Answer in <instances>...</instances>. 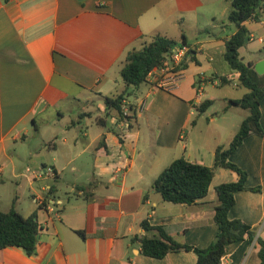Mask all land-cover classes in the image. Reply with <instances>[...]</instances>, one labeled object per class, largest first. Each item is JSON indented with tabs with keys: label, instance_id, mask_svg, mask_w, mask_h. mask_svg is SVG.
<instances>
[{
	"label": "crops",
	"instance_id": "1",
	"mask_svg": "<svg viewBox=\"0 0 264 264\" xmlns=\"http://www.w3.org/2000/svg\"><path fill=\"white\" fill-rule=\"evenodd\" d=\"M231 4L0 0V209L15 206L40 224L36 253L6 248L0 250V264H196L190 251L163 259L142 255V238L158 233L146 232L141 223L162 226L179 243L199 248L208 247L219 232L218 197L211 189L219 185V174L238 181L236 172L219 168L208 196L192 206L164 201L153 183L179 149L192 163H215L219 145L207 151L206 143H193L190 130L204 85L243 88L240 74L224 59L226 40L237 31L228 21ZM246 26L249 49L264 35L263 12ZM155 35L179 43L185 36L196 60L182 70L173 91L151 78L126 87L121 76L126 55ZM249 51L246 63L264 60L262 43ZM124 92L133 117L128 123L104 104V97ZM228 99L229 104L238 100ZM261 113L264 130V98ZM56 122L61 131L52 133L47 125ZM237 132L234 128L230 143ZM187 137L190 148L182 145ZM230 161L248 173V188L262 190H239L229 218L243 220L264 239V136L251 133ZM34 196L56 201V210L40 207ZM258 250L256 242L238 240L220 264H260Z\"/></svg>",
	"mask_w": 264,
	"mask_h": 264
},
{
	"label": "trees",
	"instance_id": "2",
	"mask_svg": "<svg viewBox=\"0 0 264 264\" xmlns=\"http://www.w3.org/2000/svg\"><path fill=\"white\" fill-rule=\"evenodd\" d=\"M264 0H232L228 21L237 27L234 35L226 40L224 59L230 69L238 72L239 85L249 91L240 100L230 101L231 105L240 106L248 110L249 115L243 120L238 132L231 143L219 146L215 152L213 166L200 163H192L185 157L172 161L153 183L154 190L159 193L163 200L173 204L193 205L199 200L206 198L210 191L211 183L219 168L232 170L239 175L236 182H225L215 187L218 203L214 208V222L219 232L214 240L206 248H199L176 241L162 226H153L148 220L141 223L146 232L157 231V236H145L142 238L141 252L152 258L163 259L170 253L180 251L194 252L198 259L196 264H220L230 244L249 239L250 243L256 242L259 250L260 264H264V239L257 237L252 227L241 219H230L229 211L236 203L235 195L243 190L260 192L262 187L248 188V173L241 167L230 161V156L242 145L251 133L264 136L261 126V102L264 98V74H258L253 68L252 62L246 63L240 55V49L244 47L250 31L246 23L258 22L262 17ZM177 46L189 47L190 51L184 60L176 67V70H184L189 63L195 61V50L187 43V38L182 37L179 43L165 36L155 35L146 41L140 49H134L126 55L121 76L126 87H138L148 80L149 75L156 69H161L165 62L170 60L173 49ZM223 83H228L222 79ZM128 92L116 97H104L107 110H112L121 120L127 123L132 116L124 114V101ZM213 104L207 99L203 101L197 110L204 113ZM196 120L192 121V125ZM40 235V224L36 216L24 217L15 206L9 211L0 209V250L18 247L22 248L26 255L31 256L37 251Z\"/></svg>",
	"mask_w": 264,
	"mask_h": 264
},
{
	"label": "rangeland",
	"instance_id": "3",
	"mask_svg": "<svg viewBox=\"0 0 264 264\" xmlns=\"http://www.w3.org/2000/svg\"><path fill=\"white\" fill-rule=\"evenodd\" d=\"M264 18V12H263ZM260 45V42H252L249 45L242 49V54L244 61L247 62L250 59L251 53L249 50ZM124 85L122 84V87ZM247 88H236L233 85L226 86H214L213 84L204 85L202 89V100L211 99L213 104L205 111L204 113H199L198 110L194 111V119L196 124L192 128L190 137L193 139V143L202 144L206 143V150L212 152L216 146H225L227 147L230 144V136L234 130L238 127L243 120L249 115V111L241 108L240 106H230L229 110L226 109L229 104L228 98H237L238 100L242 99L245 94L248 93ZM207 94V97H205ZM204 98V99H203ZM228 110V111H227ZM69 120V119H68ZM50 127L52 133L60 132L61 124L56 122V124L47 125ZM47 126L42 125L43 128ZM236 130V129H235ZM50 135V134H49ZM61 137L55 139L54 141L59 143L61 142ZM37 138V137H36ZM182 145L186 144L190 148L189 139H181ZM38 143V140L34 141V145ZM177 158L183 156V150L179 149L177 151ZM229 179L227 177H222L220 174L216 177L215 182L217 184H222L227 182ZM63 190L69 191L70 188L65 186ZM211 193L216 195V189H211Z\"/></svg>",
	"mask_w": 264,
	"mask_h": 264
},
{
	"label": "built area",
	"instance_id": "4",
	"mask_svg": "<svg viewBox=\"0 0 264 264\" xmlns=\"http://www.w3.org/2000/svg\"><path fill=\"white\" fill-rule=\"evenodd\" d=\"M263 6H264V1H263ZM263 12H264V8H263ZM258 41H260V43H262V45L264 46V35L260 36L258 38ZM189 51H190L189 47H185V46L175 47L171 53L170 60L165 62L164 66L161 69L154 70L149 75L148 78L154 79V81L157 82L156 83L157 87L164 88L167 91H173L176 88L177 84L183 78L182 70L181 69L176 70V67L180 65V63L184 60L186 54ZM143 103H145V101ZM123 110L125 115H129V107L126 104H124ZM27 171L31 172V169L28 168ZM49 172L52 177L55 176L52 170H50ZM49 190L50 188L48 189V191ZM34 201L40 207L49 206L50 208H52V210H56V201L54 200L50 203L49 199H45L40 196H34Z\"/></svg>",
	"mask_w": 264,
	"mask_h": 264
},
{
	"label": "water",
	"instance_id": "5",
	"mask_svg": "<svg viewBox=\"0 0 264 264\" xmlns=\"http://www.w3.org/2000/svg\"><path fill=\"white\" fill-rule=\"evenodd\" d=\"M248 41H249V37L246 38V43ZM253 68L258 74L263 75L264 74V60L258 62Z\"/></svg>",
	"mask_w": 264,
	"mask_h": 264
}]
</instances>
